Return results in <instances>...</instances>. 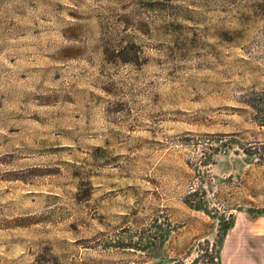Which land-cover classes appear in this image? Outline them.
<instances>
[{"label":"rangeland","instance_id":"rangeland-1","mask_svg":"<svg viewBox=\"0 0 264 264\" xmlns=\"http://www.w3.org/2000/svg\"><path fill=\"white\" fill-rule=\"evenodd\" d=\"M213 245L264 264V0H0V264Z\"/></svg>","mask_w":264,"mask_h":264},{"label":"trees","instance_id":"trees-1","mask_svg":"<svg viewBox=\"0 0 264 264\" xmlns=\"http://www.w3.org/2000/svg\"><path fill=\"white\" fill-rule=\"evenodd\" d=\"M196 210H200V208ZM223 229L225 230V232H227L230 229V226L228 227L225 226ZM207 261L208 264H220L219 259L217 257V251L214 245L212 249L203 250L202 248H199L198 256L192 261L191 264H206Z\"/></svg>","mask_w":264,"mask_h":264}]
</instances>
